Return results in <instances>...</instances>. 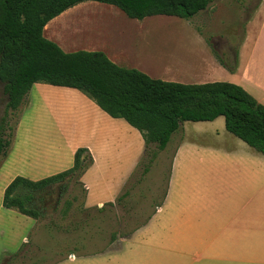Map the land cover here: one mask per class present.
Returning a JSON list of instances; mask_svg holds the SVG:
<instances>
[{
  "label": "rangeland",
  "instance_id": "obj_1",
  "mask_svg": "<svg viewBox=\"0 0 264 264\" xmlns=\"http://www.w3.org/2000/svg\"><path fill=\"white\" fill-rule=\"evenodd\" d=\"M257 1L210 0L208 9L190 20L153 16L142 21L129 18L115 6L86 2L54 19L44 36L66 53L102 52L118 66L139 70L153 79L199 85L204 84V77L208 78L210 75L208 73L200 79L202 74L198 63L205 55L203 40H206L208 54L218 58V62L222 60L234 65L245 22ZM88 101L104 114L93 101L77 90L46 84L34 85L26 105L12 122L14 126L19 124L23 116L24 125L28 129L26 133L21 132L19 151L22 152L23 148L26 156L32 158L40 147H44V139L37 137L35 132L29 133V129L39 125L37 119H44L47 126L53 127L55 117L73 116L78 124L77 131L83 137L86 125L95 112ZM6 106L7 96L4 84L0 81V116H4ZM119 122L124 125L118 127L122 135L121 141L133 142V150L127 154L117 152L113 156L114 164L117 165L119 161L126 166L133 163L134 171V164L140 165L143 159L142 154L138 156L136 137H140L141 141L144 139L139 131L127 125L124 120ZM183 124L189 134L194 133L193 131L217 130L220 126L228 133L224 117L214 122ZM181 133L182 130L176 132L167 148L158 152L149 174L141 179L139 185L137 181L142 173L140 166L122 190L118 181L121 173L111 171L110 183L107 186L102 184L101 187L97 183L103 173L90 174L86 180L91 187L90 192L81 180L77 182L69 178L34 194L31 207L43 214L39 222L18 214L17 211L5 209L2 195L0 264H51L56 260L71 258L70 254H95L107 249L119 234L127 235L148 222L165 199L171 159L176 141L180 135L183 136ZM54 143L63 144V138L56 135ZM142 150L144 153V149ZM20 168L22 167H18ZM13 173L14 171H9L8 176L0 177V189ZM131 184L136 186L131 198H128L124 206L117 205V199L130 189ZM20 193L25 195L27 192L21 190ZM67 202L71 203L69 209ZM100 202L104 204L99 207ZM111 202L114 206L108 205ZM101 208L104 212L98 213L97 209ZM64 212L66 215H63ZM79 223H82V228L76 231L74 227L76 225L78 228ZM65 227H69V232L63 230Z\"/></svg>",
  "mask_w": 264,
  "mask_h": 264
},
{
  "label": "crops",
  "instance_id": "obj_2",
  "mask_svg": "<svg viewBox=\"0 0 264 264\" xmlns=\"http://www.w3.org/2000/svg\"><path fill=\"white\" fill-rule=\"evenodd\" d=\"M203 44L205 55L198 63L200 79L210 74L203 83L236 84L264 106V0L257 1L245 22L234 65L227 63L235 67L233 73L208 54L206 40ZM90 106L95 112L83 137L73 116L55 117L53 127L37 119L39 125L29 133L44 139V147L32 158L23 148L19 151L21 132L28 131L21 116L12 148L0 165L1 178L14 171L0 189V200L17 177L37 182L71 169L79 148L88 149L94 159L81 178L87 191L91 190L86 182L90 174L103 173L97 183L101 187L110 183L111 171L121 173L118 181L122 190L138 164L133 171V163L126 166L119 161L116 165L113 156L119 151L132 153L133 142L121 141L118 127L124 126L119 122L123 119H113ZM181 130L183 136L175 143L165 199L151 219L127 235L119 234L101 252L72 254L51 264H264V155L227 130L225 133L221 126L189 134L183 124ZM128 133L133 137L131 131ZM56 135L63 138V144L54 143ZM136 138L142 158L145 144L143 148V140ZM103 204L98 203L99 207Z\"/></svg>",
  "mask_w": 264,
  "mask_h": 264
},
{
  "label": "trees",
  "instance_id": "obj_3",
  "mask_svg": "<svg viewBox=\"0 0 264 264\" xmlns=\"http://www.w3.org/2000/svg\"><path fill=\"white\" fill-rule=\"evenodd\" d=\"M86 2L115 6L129 18L140 21L153 16L190 20L211 3L210 0H0V81L7 96L5 114L0 116V165L15 139L18 123L14 126L13 119L20 115L35 84L77 90L111 118L123 119L139 131L145 152L138 164L142 173L137 185L149 174L158 152L167 148L185 122H213L224 117L229 133L264 155V106L242 87L229 82L185 85L153 79L139 70L118 66L102 52L66 53L45 38V28L52 20ZM219 63L230 73L235 71V67L222 60ZM93 163L90 151L79 148L69 170L37 182L17 177L5 190L3 207L39 222L43 214L31 207L34 194L69 178L79 182ZM135 188L131 184L116 204L124 206ZM21 190L27 193L21 195ZM70 206L67 202V209ZM97 212L103 213L104 209ZM79 228L82 223L74 227L76 231Z\"/></svg>",
  "mask_w": 264,
  "mask_h": 264
}]
</instances>
